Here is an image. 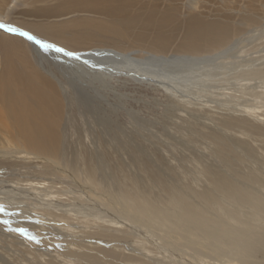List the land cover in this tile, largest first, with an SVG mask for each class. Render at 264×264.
Here are the masks:
<instances>
[{
    "label": "bare ground",
    "instance_id": "obj_1",
    "mask_svg": "<svg viewBox=\"0 0 264 264\" xmlns=\"http://www.w3.org/2000/svg\"><path fill=\"white\" fill-rule=\"evenodd\" d=\"M0 1L2 2L0 9L3 11L0 12V19L3 20L10 16L8 6L11 7L10 4L13 2L18 4V1H25L28 5L27 1H30L35 6L42 4L37 12L42 19H47L48 23L35 28V31L33 28L32 31L27 28L20 30L29 32L44 43L74 52L79 57V59L67 57L52 50L45 52L33 41L0 29L3 33L0 37V135L6 138L3 141L7 146H12L14 150H2L4 146H0V157L21 155L24 159L31 157L34 161L49 163L55 169L54 176L57 181L63 182L69 191L74 190L73 193L78 195L76 200L82 206L78 209L68 206L66 210H62L68 212L67 215L77 220L79 224L85 226L88 224L84 222L94 221L95 225L99 223L104 228L95 232H74L69 235L70 237L68 233L53 234L54 240L66 237L63 239L64 247L72 248L58 252V258L60 256L63 264H179L175 260L159 259L154 253L153 259L146 258L145 252L149 250L145 248V244H148L147 239H151L150 230L154 228L191 234L189 247H192L190 250L194 254L201 256V264L224 263L216 261L213 257H227L223 256L224 253L229 254L232 251L241 259V262L235 259L233 264H248L246 263L248 259H253L252 257L260 253L264 254V195L256 189L264 188V172L247 167L248 172L244 173L240 168L249 160L264 166V159L260 160L255 150L245 141H238L218 132L211 140L216 143L213 149L215 158L199 170L207 182L202 191L194 192L187 188H182L181 191L176 187L165 186L166 188L161 190L162 194L157 196L159 202H169L171 211L160 212L152 205L149 207L147 204L150 200L149 195L140 188V194L135 195L124 190L118 192L112 187L109 189L106 182L111 181L110 176L105 175L107 171L104 175L90 173L81 179L73 172L72 166L69 168L59 160L63 149L62 138L65 137L62 126L68 118L69 102H65L67 96L80 114L97 115L94 121L104 133L109 127V122L105 116H102L103 118L99 116L101 93L93 84L114 73L125 72V76L142 82L156 81L172 90L171 94L178 96L179 92L184 96L182 101L188 105L190 99L186 96L192 89L202 85L206 79L222 80L217 77H223L224 74L212 72L213 69L227 57L231 48L237 46L238 42H232L235 35L242 34L246 27L257 25L258 18L253 17L254 15L242 16L244 17L242 21L245 22L241 24L242 27L232 26L229 20H206L197 15H190L181 23L175 5L171 3L180 1L182 3V0ZM191 1L187 0V4ZM158 2L160 3L157 5ZM163 4H167L166 8L159 10ZM21 12L28 16V9H22ZM76 13L102 17L107 25L96 23L99 26H94L95 30L90 31L86 29L92 24L90 20H77L68 25L49 23V20ZM103 36L115 44L121 43L119 41L121 39H127L145 49L133 48L135 51L133 55L131 51L107 45L85 46L89 42H98ZM136 50H141V53ZM210 64L215 65L214 68H211ZM234 70L236 71L232 68V71ZM251 76L257 77L255 78L257 80L263 78L260 77L263 76L260 70H253L247 74L246 71L238 72L232 78L233 80L240 78L243 83L247 80L251 82L252 78L247 79ZM255 79L252 81H256ZM63 86L70 88L68 95L62 92ZM229 95L225 96V93L220 95L224 99L222 102L219 101L220 103L217 101L220 106H229L232 102L235 104H231L230 107L233 112L239 110L253 115L252 117L257 115L255 108L244 103L240 106L241 103H236V99ZM165 109L167 112L180 110L172 104ZM236 118L230 116L221 121L218 124L221 131H237L248 138L264 139V129L245 122L243 118L242 121ZM133 119L140 125L136 117ZM115 140L118 144L119 139ZM134 146L135 150L142 151L139 145ZM97 165L105 169L103 167L105 163L101 158L98 159ZM142 166L147 171V163ZM150 172L152 175L148 176L151 178L157 176L152 169ZM111 178H114V175H111ZM35 188L37 189L36 186ZM196 198L200 200V209L191 203V200ZM45 202H42L44 207L47 203ZM244 210L246 212L241 214L240 211ZM49 215L52 216L51 213ZM249 219L254 224L250 223ZM230 220L235 221V224H230ZM39 221L43 223L40 218ZM60 221L64 225L59 226L78 229L63 219L57 220L59 224ZM45 222L43 224H46ZM53 223L49 222L51 225ZM83 229L87 230V227ZM48 231L50 230L47 229ZM141 236L144 237L143 240H140ZM172 236L186 239L181 234ZM161 239L155 237L154 244H158ZM213 240H217L219 245L210 243ZM168 242L170 241H165L164 244ZM167 246L176 247L171 242ZM156 248L165 250L166 247ZM202 249L207 250L212 257L209 256V259L205 260L207 256ZM190 258L194 260L195 257L191 255Z\"/></svg>",
    "mask_w": 264,
    "mask_h": 264
},
{
    "label": "rangeland",
    "instance_id": "obj_2",
    "mask_svg": "<svg viewBox=\"0 0 264 264\" xmlns=\"http://www.w3.org/2000/svg\"><path fill=\"white\" fill-rule=\"evenodd\" d=\"M182 1V3L181 1L179 3H171L175 5L178 13L177 17L181 23L187 20L190 15H197L206 20H229V23L235 27L245 23L242 21L244 18L242 16L254 15L253 17L259 19L257 25L250 28L246 27L242 34L235 35L232 42H238L237 46L231 48L227 53V57L221 60L213 69L214 71L212 72H218L220 75L224 74L223 77H217V79L222 78V80H208L204 77L206 81L202 85L192 89L194 92L187 93L186 97L190 99V104L186 105L182 101L184 96L179 94V92H177L178 96L171 94L173 93L172 90L167 89V87L156 81L142 82L131 78V76H125V72L114 73L112 76L103 77L93 84V87L101 93L100 106L98 108L100 109L99 116H105L109 122L106 133L94 121L97 115L80 114L76 110L75 104L69 101L68 96L65 99L66 103L69 102V107H67L68 118L62 126V133L65 137L62 138L63 149L59 160L69 168L72 166L73 172L78 178L83 179L90 173L104 175L107 171L105 175L108 174L111 181V183L109 181L106 182L109 189H117L118 192L124 190L135 195L140 194V188V190L147 192L143 193L149 195L148 206L151 207L152 205L160 212L172 210L168 201L159 202L157 199V196L162 194L161 190L165 186L176 187L181 191H183L182 188H187L194 192L202 191L203 186L207 182H205V177L199 173V170L203 166L210 164L215 158L213 149L216 143L211 140L218 132L235 140L247 142L255 150L257 157L260 160L264 159V139L258 137L248 138L237 131H221L218 125L225 118L235 116L240 121L243 118L245 122L264 129V0H192L189 4H187V0L186 2ZM0 3L2 2L0 1ZM13 3L10 4L11 7L8 6L10 8L8 10L10 16L5 20L0 19V23L24 30L27 28L29 31H32L31 28L35 31V28L48 23L47 19H42L37 12L39 10L38 7H41L42 4L35 6L30 1H27L28 5H26L25 1H18V4ZM159 3L156 4L158 5ZM166 6L167 4L161 5L159 10H164ZM22 9H28V16L21 12ZM0 12L3 11L0 9ZM101 18L99 16L76 13L60 19L49 20V23L55 22L68 25L77 20H90L92 24L86 29L94 31L96 28L94 26H99L96 23L100 22L104 26L107 25V22L105 23ZM2 34L0 32V37ZM116 41L118 42V39ZM119 41L121 43L115 44L106 36H103L98 42H89L85 46L107 45L119 50L131 51L133 55L135 52L132 50L133 48L145 49V47H138L127 39ZM136 51L141 53V50ZM210 65L212 66L211 68L215 66L213 64ZM232 68L236 69L237 72L235 70L232 71ZM244 70L246 74L253 70H260L263 74L260 77L263 78L257 80L255 79L257 77L253 76L250 78L245 77L256 81L251 80L250 82L247 80L243 81V83H241L240 78H238L239 80H233L232 77L234 75L236 76L238 72H245ZM230 78L232 79L230 80ZM70 91L68 86L62 87V92L66 95ZM224 93L225 96L230 94L231 98L236 99V103L240 102V106H243L242 104L244 103L246 106L255 108L254 110L259 117L255 118L257 115L252 117L253 115L239 110H234L233 112L230 109L232 102H230L229 106H220L219 103L224 101L220 95H224ZM214 96L215 98H213ZM217 101L220 102L218 103ZM171 104L180 110L167 112L165 107ZM193 115L199 117L195 118ZM134 117L140 121V125L135 123ZM114 138L119 139L117 140L118 144ZM3 140L5 141L6 138L0 135V146H4L2 150L14 151L13 147H8ZM136 144L140 146L142 151L139 152L134 149ZM21 157V155H15V157L10 158L0 157V204L5 206L8 213L13 212L12 214L9 213V215L0 214V221L4 219L11 221L8 226L0 223V264H63L60 256L58 258V252L72 248L64 247L65 242L63 239L66 237L54 240L53 234L62 233L65 235L68 233V237H70L69 235L74 232H95L104 228L99 223L95 225L94 221L84 222L88 224L84 226L79 224L77 220L71 219L67 215L68 212L63 210H66L68 206L72 207V209L82 208L79 201L76 200L78 195L73 193L74 190H71V193L63 182L57 181L54 176L55 169L46 161H34L31 157L27 159ZM99 158L104 161L105 165L103 167L105 169L97 165ZM144 163H147V171L143 169L142 164ZM247 167L260 169L264 172V166L255 164L252 160L240 166L244 173L248 172ZM150 169L157 176L154 178L148 176L151 174ZM111 175H114L116 179L111 178ZM161 181L163 182L162 184ZM256 189L264 195V188L256 187ZM33 190L37 193L35 191L33 193ZM40 201L47 202H45V207ZM191 203L195 208H201L198 198L191 200ZM31 207L35 208L36 212L30 209ZM245 212V210L244 212L240 211L241 214ZM50 213L52 216L49 215ZM38 217L43 223L46 221V224L41 223ZM58 219H63L75 225L78 229L59 226L64 224L61 221L59 224L57 222ZM48 221L51 224L53 223V225L49 224ZM248 221L254 224L251 219ZM229 223L235 224V221L230 220ZM152 224L154 225V223ZM44 225L45 227H43ZM15 227L27 229L28 233L35 236L39 242L30 241L15 232L9 231V228ZM83 227H87V230H84ZM47 229L51 232H47ZM52 229L55 230L53 231ZM150 232L151 239H147L148 244H145V248L149 250V252H145L146 258L153 259L152 253H154L157 258L165 259V261L175 260L179 264H201V256L194 254L190 250L192 248L189 247L191 234L177 231L167 232L161 228H154ZM171 234H181L187 240L181 237H174ZM155 237L162 238L156 245L154 244ZM143 239L144 237L141 236L140 240ZM165 241H170L176 247H168L167 244L170 242L164 244ZM152 242L153 244L151 245ZM210 243L219 245L217 240H213ZM134 246L139 248L137 245ZM162 246L166 247L165 250L156 248ZM202 251L207 256L205 260H208L209 256L212 257L207 250L202 249ZM191 255H194V260L190 258ZM225 255L227 257L213 258L218 262H224L221 264H233L235 259L241 262L235 251L229 254L224 253L223 256ZM252 258L248 259L246 263L264 264V254L260 253Z\"/></svg>",
    "mask_w": 264,
    "mask_h": 264
},
{
    "label": "snow or ice",
    "instance_id": "obj_3",
    "mask_svg": "<svg viewBox=\"0 0 264 264\" xmlns=\"http://www.w3.org/2000/svg\"><path fill=\"white\" fill-rule=\"evenodd\" d=\"M0 29H3L7 33L17 34L21 37H25L29 41H33L34 43L39 45V47L41 49H43L45 52L52 50V51H55L57 53H63L64 56L79 59V57L74 52L66 51L65 49H63L61 47H57L53 44L44 43L41 40H37L36 37L29 34V32L22 31L17 27H12L10 25L0 23ZM0 214L9 215L7 209L2 204H0ZM0 223H3L5 226H8L11 223V221L9 219H4V220L0 221ZM9 231L15 232V233L19 234L20 236H22V237H24L30 241L37 242V243L39 242V241H37V238L35 236L30 235L28 233L27 229H25L23 227L9 228Z\"/></svg>",
    "mask_w": 264,
    "mask_h": 264
}]
</instances>
